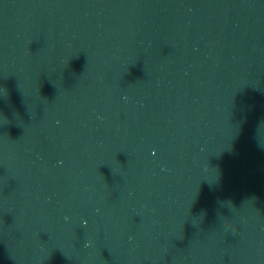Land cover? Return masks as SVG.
Instances as JSON below:
<instances>
[{
    "label": "water",
    "instance_id": "95a60500",
    "mask_svg": "<svg viewBox=\"0 0 264 264\" xmlns=\"http://www.w3.org/2000/svg\"><path fill=\"white\" fill-rule=\"evenodd\" d=\"M0 264H264V0H0Z\"/></svg>",
    "mask_w": 264,
    "mask_h": 264
}]
</instances>
